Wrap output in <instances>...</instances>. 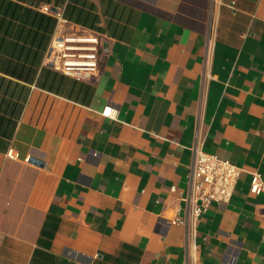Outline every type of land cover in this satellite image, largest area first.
Here are the masks:
<instances>
[{
	"label": "crops",
	"instance_id": "0c3cea01",
	"mask_svg": "<svg viewBox=\"0 0 264 264\" xmlns=\"http://www.w3.org/2000/svg\"><path fill=\"white\" fill-rule=\"evenodd\" d=\"M45 6L98 34L97 75L52 65ZM196 146L242 168L198 219ZM255 172L264 0H0V264H264Z\"/></svg>",
	"mask_w": 264,
	"mask_h": 264
},
{
	"label": "built area",
	"instance_id": "2783aa9c",
	"mask_svg": "<svg viewBox=\"0 0 264 264\" xmlns=\"http://www.w3.org/2000/svg\"><path fill=\"white\" fill-rule=\"evenodd\" d=\"M46 12L54 13L49 6ZM57 16L58 27L50 50V59L54 67L64 74L77 79L92 77L99 73L102 57L101 43L98 34L74 32L66 29L67 20L61 12ZM193 162L188 173L189 197L188 212L200 217L215 203H229L235 193L242 168L222 159L214 153L203 151L196 146L193 149ZM8 157L19 159V154L10 149ZM25 162L40 165V161L28 156ZM251 193H264V182L260 173L255 172L251 179ZM184 221H172L173 224Z\"/></svg>",
	"mask_w": 264,
	"mask_h": 264
},
{
	"label": "water",
	"instance_id": "95a60500",
	"mask_svg": "<svg viewBox=\"0 0 264 264\" xmlns=\"http://www.w3.org/2000/svg\"><path fill=\"white\" fill-rule=\"evenodd\" d=\"M56 11V10H55Z\"/></svg>",
	"mask_w": 264,
	"mask_h": 264
}]
</instances>
